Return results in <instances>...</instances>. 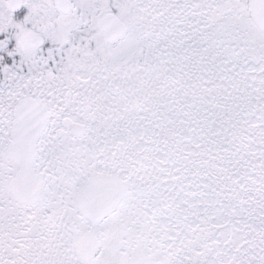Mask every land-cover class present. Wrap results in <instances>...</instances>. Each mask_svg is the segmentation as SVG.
Returning a JSON list of instances; mask_svg holds the SVG:
<instances>
[{"label": "snow or ice", "instance_id": "1", "mask_svg": "<svg viewBox=\"0 0 264 264\" xmlns=\"http://www.w3.org/2000/svg\"><path fill=\"white\" fill-rule=\"evenodd\" d=\"M0 264H264V0H0Z\"/></svg>", "mask_w": 264, "mask_h": 264}]
</instances>
